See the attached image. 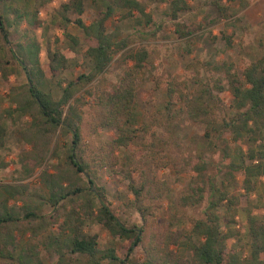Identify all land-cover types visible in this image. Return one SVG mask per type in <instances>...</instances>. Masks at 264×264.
Masks as SVG:
<instances>
[{
	"label": "trees",
	"instance_id": "1",
	"mask_svg": "<svg viewBox=\"0 0 264 264\" xmlns=\"http://www.w3.org/2000/svg\"><path fill=\"white\" fill-rule=\"evenodd\" d=\"M9 1L0 0V38L21 65L26 80L11 89L9 100L13 106L5 111L9 115L16 112L29 117L20 131L23 140L31 146L22 152L21 169L26 177L41 167L37 177L45 195L32 197L26 193V183L0 184L4 193L0 198V259L4 264H43V251L56 257L55 264H264V220L253 213L255 205L229 192L224 182L217 185L214 177L207 173L210 168L207 161H202L199 156L186 158L173 152L172 139L173 133L186 119L203 123L204 137L219 139V148L225 158L230 154L226 136L236 142L245 138L246 147L241 152L240 161L226 164L223 180H234V172L239 171L243 173L244 190H253V178L264 176V56L247 63L239 73L229 60L215 63L212 66L221 76L197 80L192 89L187 78L169 81L165 85L167 99L164 105L141 116L139 133L134 127L137 122L134 97L144 77L148 50L144 46H128V38L121 36L119 26L108 30L106 21L117 7L126 10L124 16L137 11L147 24L152 17L145 10L144 3L141 0H94L101 8L85 23L81 17L85 10L84 0L60 1L51 14L49 25H43L42 32L44 34L49 26L58 25L65 37L77 43L78 38L67 27L72 23L81 29L86 43L84 55L91 63V69L77 74L55 96L42 84L67 66V57L61 51H53L43 66L39 58L40 44L36 39L29 38L24 43L16 36H10L8 18L1 12V6ZM50 1L32 0L31 16H37L38 10ZM162 1L167 2L166 14L174 21L175 31L180 36L187 35L189 31L183 30L178 17L180 12L190 9L189 1ZM204 2L220 14H227L223 0ZM12 10L14 18L26 15L16 7ZM134 20L141 21L138 17ZM37 26L40 24L36 22L33 27ZM121 50L122 57L130 63L116 84L99 79L84 90L90 100L73 97L76 91L91 83ZM15 70L8 60L0 61L2 77L6 78ZM224 89L232 94L231 111L225 109L219 95ZM71 99L81 106L88 105L91 131L114 126L115 136L86 149L82 133L84 107L71 103ZM5 131L0 122V146ZM57 133H70V141L64 159L53 163L46 156ZM132 141L138 148L124 153L121 165L129 173L138 171L137 181L130 178L127 186L133 193V206L146 220V227L121 221L106 201L104 187L94 183L100 169L113 170L119 162L116 148L127 147ZM56 147L57 141L53 152ZM168 165L176 172L190 169L196 172V177L179 197L181 206L194 207L205 201L202 215L191 217L189 227L172 228V215L165 217L161 209L159 200L169 190V184L157 178L154 169ZM79 195L85 197L79 199ZM16 196L22 202L20 212L13 211L9 203ZM64 200L72 202L70 211L64 210ZM44 204L51 206V213L41 211L39 206ZM219 209L223 212L219 213ZM181 210L178 208L176 212ZM239 212L245 217L247 234L251 238L250 256L243 259L226 243L236 234L230 226L236 222L235 216ZM60 217H63L61 221ZM92 217L111 235L131 240L125 259L119 257L113 247H99L95 233L83 231V224ZM152 219L156 221L152 222ZM146 230H149L147 239ZM138 244L145 253L140 262L128 257L133 246ZM173 245L189 249L190 255L180 254Z\"/></svg>",
	"mask_w": 264,
	"mask_h": 264
},
{
	"label": "rangeland",
	"instance_id": "2",
	"mask_svg": "<svg viewBox=\"0 0 264 264\" xmlns=\"http://www.w3.org/2000/svg\"><path fill=\"white\" fill-rule=\"evenodd\" d=\"M62 0H51L42 6L37 16H31L32 0H11L1 6V12L8 18L10 36H16L18 40L27 42L29 38H34L40 44L39 58L44 66L53 51H61L67 57V66L62 68L53 77H48L42 84L45 89H49L55 96L61 92V87L81 72H88L91 63L84 55L86 43L83 38L82 30L74 24H69L67 30L76 35L77 43H73L64 36L62 29L49 26L43 34V25L48 24L52 12L58 7ZM145 5V10L151 14L152 21L144 22V17L137 11L133 15H127L126 10L115 8L114 13L107 19L108 30L114 26H119L121 36H127L130 47L144 46L148 50V60L146 62L144 77L141 84L137 87L134 97V109L137 113V122L134 127L137 132L141 130V116H145L162 108L167 96L166 87L169 81L187 78L190 89L197 80H207L210 76L220 75L215 71V63L231 61L235 70L239 73L243 67L252 60L264 56V0H223L227 5V14H220L213 6L208 5L204 0H188L190 9L179 14L178 21L183 26L184 31H189L185 36H180L175 31L174 21L167 17V2L162 0H141ZM85 10L81 17L85 23L94 18L96 11L101 8L96 5L94 0H84ZM13 7L19 11L26 12L20 18H14ZM140 18V22L134 20ZM40 26L33 27V25ZM49 25V24H48ZM13 48L16 46L13 44ZM8 60L15 71L2 77L0 73V122L5 126V136L3 145L0 146V184L1 183H26L28 194L34 198L45 195V189L37 177L41 167H37L34 172L24 177L21 169L22 152L30 149V144L26 143L20 135V131L27 124L29 119L26 115L14 112L12 115L6 113L5 109L13 106L9 100L12 88L20 85L26 80L25 73L19 62L11 56L9 46L0 38V61ZM122 57V50L118 51L106 66V68L96 74L91 83L76 91L73 97L88 99L89 95L84 90L88 89L99 79H104L109 84H116L122 76L124 70L129 65ZM225 109L231 111L232 94L228 89L219 93ZM75 105L79 104L73 102ZM67 106V105H66ZM65 106V108H66ZM81 106L80 104L78 105ZM87 104L84 107L82 133L84 147L87 149L98 146L102 141L115 136L114 126L93 132L89 128V113ZM204 124L186 119L181 122L180 127L173 133V152L181 153L186 158L200 157L203 161L210 163L207 173L214 177L217 185L221 186L224 182L229 192L246 198L255 206L252 207L253 213L264 220V176L254 177V189L246 192L242 186L243 173L234 172V180H223L226 164L230 161H240L241 152L245 150L246 139L233 141L229 135L226 136V143L229 144L230 154L224 157L219 148V139L216 137H204ZM57 141V147L53 152V146ZM70 141V133H57L50 145L46 157L49 161L56 163L64 159V151ZM219 145V146H218ZM132 141L127 147H117L115 153L120 156V160L113 166V170L108 168L100 169L95 179V185L104 187V195L110 208L117 217L127 225L137 224L146 227V220L142 219L141 214L133 206V193L127 186L130 178L137 181L138 171H127L121 165L123 155L127 151L137 149ZM156 177L165 180L169 184V190L163 193L160 198L162 211L165 217L172 215L174 227L190 226L191 217L201 216L205 201L198 206H181L180 195L186 191L189 182L196 177V172L192 169L183 172H176L171 165L154 169ZM227 181V182H226ZM4 196L0 187V198ZM79 195L78 198H84ZM13 211H19L21 199L19 196L12 198L9 202ZM64 210L70 211L73 208L72 202L64 200ZM41 211L51 213L52 208L48 204L39 206ZM182 209L176 212V209ZM223 211L219 209V213ZM63 217L59 218L61 221ZM236 222L230 226L236 234L227 240V245L236 249L241 259L250 256L251 238L247 234L246 221L242 212L235 216ZM155 222L156 220H151ZM148 222V221H147ZM149 223V222H148ZM56 224H54L55 226ZM84 232L95 233L97 235L98 246L101 248L113 247L117 255L121 258L125 256L126 248L130 245V239H121L111 235L94 218H89L82 226ZM227 227H224L226 229ZM146 239L149 230H146ZM182 255H190L189 249L175 247ZM129 259L140 262L144 259L143 247L138 244L133 246L128 255ZM43 264H55L56 257L48 255L43 251ZM263 258V255L261 256ZM0 264L4 262L0 259ZM122 264H127L124 262Z\"/></svg>",
	"mask_w": 264,
	"mask_h": 264
}]
</instances>
